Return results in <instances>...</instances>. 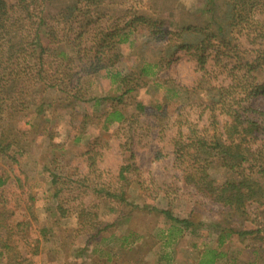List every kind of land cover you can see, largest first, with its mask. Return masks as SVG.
<instances>
[{
    "label": "trees",
    "instance_id": "obj_1",
    "mask_svg": "<svg viewBox=\"0 0 264 264\" xmlns=\"http://www.w3.org/2000/svg\"><path fill=\"white\" fill-rule=\"evenodd\" d=\"M55 1L0 0V161L7 158L12 146L21 148L12 139L19 118H26L27 114L40 118V126L45 129L51 114L44 116V106L48 107L49 103L35 98L45 89L54 88L66 95L60 114H64L62 110L69 105L85 102L89 105L90 101L95 109L103 107L94 118L104 133L111 126H117L115 131H118L133 123L136 114L154 117L159 122L171 112L170 108L193 102L206 114L212 133L201 134L193 128L187 134L178 132L172 139L174 165L183 183L191 185L234 217H244L249 205H254L258 213L249 221V227L243 225V220L236 230L220 232L212 247H207L205 241L193 243L192 264H264V187L259 182L264 176V110L251 105L253 100L264 103V0H204L197 14L201 19L195 23L189 18L175 21L172 14L153 19L134 13L122 22L114 20L112 26L98 28L93 27L98 19L94 20L96 15L91 10L103 0H68L51 13L48 7ZM257 13L262 17L255 21ZM73 26L77 33L69 37L65 31ZM139 30L147 37L166 39L165 46L155 61L138 57L133 67L122 73L117 67L125 59L121 48L133 46ZM244 30L248 36H253L251 43L258 41L257 49H241L238 40ZM86 35L88 45L82 46ZM180 53L191 57L200 74L191 89L178 88L170 80L158 78L159 73L179 59ZM99 74L110 80L115 93L86 99L90 89L87 86ZM218 76L226 81L213 84ZM142 90L151 94L152 103L140 99ZM199 93L203 94V99L195 101L192 95ZM130 108L134 112L131 113ZM90 118L93 117L86 113L82 115L81 127ZM32 128L35 130L38 126ZM122 147L118 179L126 182L127 175L132 173L133 153ZM19 148L15 149L16 155L21 154ZM85 154L89 166H93L91 151ZM9 159L10 164L17 165L15 156ZM54 164L55 159L43 163L41 174L48 197L54 201L55 215L63 219L75 214V236L85 237L84 246L78 252L112 240L115 224L101 223L96 211L78 207L69 212L66 196L78 194L80 187L72 186L83 183L63 176L51 168ZM211 170L222 173L221 183L210 175ZM13 180L18 179L1 170L0 189ZM119 193H105L111 199L110 204L116 201L124 204L123 193ZM27 198L32 207L33 197ZM31 207L26 210L30 212ZM140 210L159 215L170 223L165 235L167 241L173 242L184 231L193 236L197 234L198 224L174 217L169 207L157 209L143 205ZM5 213L3 208L2 214ZM4 222L5 219H0V229L5 228L11 234L14 227ZM21 225L15 227L20 230ZM231 236H236L239 242L251 239L255 243L251 259L227 255L224 246ZM128 237L119 238L118 251L123 254ZM8 240L0 245V260L20 264L16 248L8 245ZM109 249L110 254L104 253L105 260L101 264H135L131 259L125 263L119 261L122 253L115 255L114 249ZM129 252L131 249L126 253Z\"/></svg>",
    "mask_w": 264,
    "mask_h": 264
},
{
    "label": "rangeland",
    "instance_id": "obj_2",
    "mask_svg": "<svg viewBox=\"0 0 264 264\" xmlns=\"http://www.w3.org/2000/svg\"><path fill=\"white\" fill-rule=\"evenodd\" d=\"M67 2L69 1L57 0L50 4L48 10L55 13ZM203 3L204 0H103L96 9L91 10L96 15L94 20L98 19L93 27L112 26L114 20L122 22L134 13L153 19L172 14L175 21L189 18L195 23L201 19L197 14ZM261 17L262 15L257 13L255 21ZM248 29L251 30L249 27ZM66 30L69 37L77 33L76 26ZM140 31L137 32L140 34L133 46L125 45L121 48L125 59L117 64V67L122 73L132 68L138 57H144L150 62L155 61L159 57V51L165 46L166 39L147 37ZM252 37L251 34L248 36L246 30L241 32L238 40L241 49H257L258 41L251 43ZM88 39L87 35L82 39V46L88 45ZM178 57V60L159 73L158 78L170 80L175 87L191 89L200 74L195 70L189 55L180 53ZM223 78L218 76L212 83H224L226 80ZM87 87L90 89L86 99L93 96L102 98L114 92V86L102 74ZM139 96L141 100L152 103L150 93L142 90ZM35 98L36 101L44 100V103H49L48 107L44 106V116L51 114L50 120L44 129L43 125L40 126V118H34L30 114H27L26 118H19L15 122L12 139L20 144L21 148L12 146L11 151L6 154L7 158L0 161V173L3 170L18 179L0 189V219H5L4 223L14 227L11 234H8L5 228L0 229V243L8 238V245L16 248L24 264H95L96 259H104L101 252L104 247L114 249L115 255L122 253L119 261H124L123 263L131 259L135 264H192L195 257L191 247L193 243L205 241L207 247H212L220 232L236 230L243 220V225L249 227V221L258 213L254 205H249L244 217H234L220 205L212 203L195 191L191 185L183 183L181 173L174 165L172 139L178 132L187 134L193 128L201 134L212 133L208 128L206 114L193 102L187 105V101H183V105L181 103L177 104L178 107L170 108L171 112L159 122L154 117L136 114L133 123L121 127L118 131H115L117 126H111L110 130L104 133L94 118L97 110L103 107H91L92 101L89 105L87 102L84 105H69L67 109L62 110L64 114H60V109L66 103L65 94L49 88L37 93ZM192 98L200 101L203 94L192 95ZM260 103L258 100L251 101L254 108L264 110V103ZM92 110L96 111L91 112ZM129 111L134 112L132 108ZM85 113L93 118L81 127L80 119ZM25 121L28 122L26 126ZM37 126L38 128L33 130L32 127ZM123 145L133 153L130 162L132 173L127 175L126 182L118 179V170L123 161ZM18 148L20 155L15 154V149ZM87 151H91L93 166H89L86 161ZM12 156L18 160L17 165L10 164L9 158ZM51 159L56 161V165L51 168L54 167L63 176L83 183L81 186H72L80 187L78 194L74 192L66 196L69 199V212L78 207L96 211L101 223L115 224L113 228L116 231L112 240L100 242L94 248L89 246L78 254V250L84 246L85 237L75 236V214L63 219L55 215L54 201L48 197L44 175L41 174L42 164ZM210 175L217 183L223 181L221 172L211 170ZM259 182L264 187V176ZM106 192H122L124 204L119 201L110 204L111 199L106 197ZM28 196L34 199L32 207ZM143 205L157 209L169 207L174 217L199 225L196 228V236L184 231L176 237L177 240L167 241L165 235L170 223L159 215L140 210ZM28 207H31L30 212L26 210ZM3 208L7 213L2 214ZM20 223L22 225L19 230L15 225ZM123 235H129L124 254L118 251L119 238ZM253 244L255 243L251 239L239 242L236 236H231L224 248L228 256H241L242 259L248 260L252 257ZM136 247L139 249L133 253ZM128 249H131V252L127 254Z\"/></svg>",
    "mask_w": 264,
    "mask_h": 264
},
{
    "label": "crops",
    "instance_id": "obj_3",
    "mask_svg": "<svg viewBox=\"0 0 264 264\" xmlns=\"http://www.w3.org/2000/svg\"><path fill=\"white\" fill-rule=\"evenodd\" d=\"M50 227H51V226H50ZM50 227H49V228H50ZM0 245H1V243H0ZM11 246H12V245H11ZM12 247H14V246H12ZM104 248L107 249V247H104ZM0 249H1V247H0ZM105 249L101 250V252H102V254H103V257L105 256L104 253H106V255H109V254H110V253H109V250H110V249H107V250H105ZM81 253H82V252H79L78 254H81ZM108 253H109V254H108ZM114 256H115V255H114ZM18 257H19V255H18ZM104 260H105V257H104V259L101 260V261L103 262ZM101 261H99V260L96 259V263H95V264H98V263L101 264V263H102ZM0 262H4V261H3V260H0ZM19 263H20V264H24V260H23L21 257L19 258Z\"/></svg>",
    "mask_w": 264,
    "mask_h": 264
}]
</instances>
